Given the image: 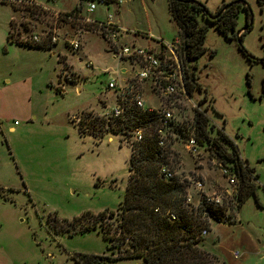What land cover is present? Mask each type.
<instances>
[{"label":"rangeland","instance_id":"1","mask_svg":"<svg viewBox=\"0 0 264 264\" xmlns=\"http://www.w3.org/2000/svg\"><path fill=\"white\" fill-rule=\"evenodd\" d=\"M35 1L57 11L94 2L92 17L106 18L107 5L101 0ZM196 1L215 11L234 0ZM240 2L249 11L240 8L237 28L246 24L247 15L252 18L242 47L236 32L229 39L199 15V24L207 28L206 50L191 61V69L195 67L203 88L195 99L207 90L212 98L210 122L222 129L258 174L255 192L240 209H233L234 198L225 193L232 188L223 165L203 144L192 154L183 139L173 138L171 150L178 176L191 184L200 177L203 192L220 193L224 199L223 219L210 221L200 245L220 264H264V0ZM22 6L0 0V264H89L91 255L117 254L99 228L81 229L92 227L101 211L118 212L131 156L122 135L101 128L98 117L116 105V91L107 88L114 75L105 71L126 66L128 72L120 77L128 78L138 67L118 62L100 35L92 30L79 33L68 21L57 24L58 41L52 46L48 35L54 34L55 17ZM109 8L120 26L139 34L137 39L124 36L121 44L147 47L152 42L146 35L166 41L180 36L169 0H122L118 9L112 4ZM34 34L51 48L29 46L39 43L29 40ZM78 37L81 48L73 51L69 41ZM145 99L151 102L150 95ZM183 107L175 111V120L191 119L190 103ZM86 113L88 117L80 119ZM94 114L100 122L90 117ZM186 190L196 200L198 191L192 186ZM84 212L83 223L73 220ZM102 222L112 223L110 235L117 237L115 216L106 215ZM95 264L145 263L141 258L111 263L104 258Z\"/></svg>","mask_w":264,"mask_h":264},{"label":"trees","instance_id":"2","mask_svg":"<svg viewBox=\"0 0 264 264\" xmlns=\"http://www.w3.org/2000/svg\"><path fill=\"white\" fill-rule=\"evenodd\" d=\"M82 7V4H77L70 13L80 12ZM240 8L249 11V6L242 4L240 0L222 3L214 12L196 0H169L170 12L179 26V34L182 37L181 54L184 62L185 59L190 62L196 60L206 50L204 39L207 28L199 24V15L225 37L231 39L237 29ZM251 27L252 25L247 23L244 32L237 37L241 47L243 35ZM49 43L52 46L56 44ZM28 45L51 48L50 44L45 42ZM186 78L191 92L195 89L203 91L193 77L191 66L189 70L187 69ZM205 101H208L204 108L205 112L197 111L194 115L196 135L204 149L207 148L220 165L238 177L239 187L231 206L233 209H240L249 195L255 192L254 179L258 174L247 165L238 148L222 129L210 122L207 111L212 98L207 97L206 89L202 102ZM128 109L124 116L101 123V128L106 132L122 135V140H127V135L133 128L144 127L143 140L136 142L131 148L124 199L117 208V213L114 210L101 211L92 227L84 226L81 229L85 231L99 228L110 241L112 252L116 249L117 254L111 257L91 255L88 258L89 264L98 263L104 258H108L109 263L117 259L141 258L145 264H220L213 254L200 245V242L201 238L205 237L201 235L202 229L206 228L209 232L210 221L223 219L225 204L214 205L205 200L196 206L186 204L187 185L177 180H167L161 174V166L167 162H174V158L169 149L164 152L159 150L156 133L158 120L144 110L133 106H129ZM79 127L82 128L80 125ZM176 129L181 133V127ZM85 131L89 130L83 129V132ZM102 131L100 129V132ZM180 135V138L184 137L183 133ZM229 146L231 150L228 149ZM85 214L87 212L73 220L83 223ZM170 214L175 215L174 220L169 218ZM106 215L115 216L117 237L110 235L112 223L103 225L102 221Z\"/></svg>","mask_w":264,"mask_h":264},{"label":"built area","instance_id":"3","mask_svg":"<svg viewBox=\"0 0 264 264\" xmlns=\"http://www.w3.org/2000/svg\"><path fill=\"white\" fill-rule=\"evenodd\" d=\"M15 1L23 4L22 7L38 8L55 17L54 34L51 36L48 35L50 42L57 43L58 41L57 24L59 22L64 24L68 21L79 33L84 30H92L100 35V38L108 43L109 51L112 52L113 58L118 62L123 63L129 61L132 65H135V69L138 67L136 74L128 78L120 77V73L128 72L126 66L121 67L120 70L116 69L113 72L109 70L105 71L110 75H114L111 76L107 88L116 91V105L109 114L103 113L101 117L94 114L90 115V117L94 116L96 121L100 122L97 120L98 117L102 122L107 123L111 121L112 118L124 116L129 110V106H133L134 108L150 113L158 120L156 133L160 152L169 149L172 155L171 148L174 139H183L186 148L192 154L198 152L201 144L195 131L194 115L197 111L205 112V107L204 104L200 103V98L198 101L195 99L197 90L195 89L191 92L189 86H187V69H190L191 63H189V67H187L185 64L186 62L183 60L181 54V36H176L172 41H166L163 38L154 37L152 34L146 35L152 42V44L147 47L136 46L134 44L132 46L121 44V39L124 36L135 37L139 35L136 32L120 26L114 19L115 13L110 10L109 5L112 4L115 9H118L122 4V0H101V2L107 5L106 18L104 20L92 17L97 7L94 2H89L86 8L82 7L80 12L70 13V10L57 11L51 9L45 5L36 3L35 0ZM78 38L69 41V45L73 51H78L81 48L82 42L80 38ZM29 40H35L34 42L39 43L43 41L42 38L36 34L32 35ZM87 66L92 67V62L89 61ZM147 87L150 89L149 94L146 92ZM145 95H150L151 102L149 104L147 99H145ZM157 100L159 103H156ZM189 103L193 109L191 119L188 120L186 116H180V121L175 120V111L182 108V112L185 109L183 105ZM84 117H88L87 113L84 114V116H80V119ZM91 119L93 120V118ZM176 127L182 128L181 133L184 134V137H179L181 133ZM127 136L126 143L132 148L136 142L143 140L144 127L133 128ZM222 172L228 177V181L232 188L231 192L226 190L225 193L234 198L239 187L238 177L226 167H223ZM161 174L167 180H177L181 183H185L187 188L192 186L195 191H198L196 200H194L190 194L186 193V204L196 206L202 200L214 205H222L224 203L223 196H221L220 193L207 194L203 192L204 181L202 178L199 177L194 179L191 184L187 179L178 176L174 162L163 164L161 166ZM169 218L174 220L175 215L170 214ZM207 234L208 230L203 228L201 235L206 236Z\"/></svg>","mask_w":264,"mask_h":264},{"label":"flooded vegetation","instance_id":"4","mask_svg":"<svg viewBox=\"0 0 264 264\" xmlns=\"http://www.w3.org/2000/svg\"><path fill=\"white\" fill-rule=\"evenodd\" d=\"M214 12V11H213ZM218 16V14H215V16ZM247 23L249 24V25H252V18L250 19L249 18V16L247 15V21H246V24L243 26V27H241V28H237L236 29V33H237V37L238 36H240L243 32H244V30L246 29V25H247ZM247 33V32H246ZM245 33V34H246ZM244 34V35H245ZM243 35V36H244ZM262 59H264V57L262 58ZM254 60H257V59H254ZM264 62V61H263ZM191 63V62H190ZM193 77H194V79H195V81H196V76H195V67H194V70H193ZM197 82V81H196ZM198 83V82H197ZM202 87V86H201ZM262 89L264 90V80H263V83H262ZM197 92H201V91H199V90H197ZM203 96H204V94L203 95H200L199 96V98H200V102H202V99H203ZM202 104H204V107L206 106V102H202Z\"/></svg>","mask_w":264,"mask_h":264},{"label":"water","instance_id":"5","mask_svg":"<svg viewBox=\"0 0 264 264\" xmlns=\"http://www.w3.org/2000/svg\"><path fill=\"white\" fill-rule=\"evenodd\" d=\"M185 38L187 39V36H185ZM186 52V51H185ZM185 62H186V65H187V67H189V63H190V61L188 60V59H185ZM190 68V67H189Z\"/></svg>","mask_w":264,"mask_h":264},{"label":"crops","instance_id":"6","mask_svg":"<svg viewBox=\"0 0 264 264\" xmlns=\"http://www.w3.org/2000/svg\"><path fill=\"white\" fill-rule=\"evenodd\" d=\"M69 10H71V9H69ZM69 10H59V11H69ZM134 39H137V36H135Z\"/></svg>","mask_w":264,"mask_h":264}]
</instances>
